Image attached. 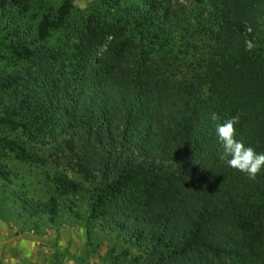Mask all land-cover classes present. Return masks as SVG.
I'll return each instance as SVG.
<instances>
[{
  "label": "trees",
  "instance_id": "1",
  "mask_svg": "<svg viewBox=\"0 0 264 264\" xmlns=\"http://www.w3.org/2000/svg\"><path fill=\"white\" fill-rule=\"evenodd\" d=\"M31 1L0 0V59L15 64L0 76V128L20 132L0 149L44 166L54 143L64 169L38 198L0 163V221L57 224L58 197L83 192L89 225L142 264H264V168L228 166L216 131L239 115L236 139L264 153V0H105L110 16L55 42L71 1L39 18Z\"/></svg>",
  "mask_w": 264,
  "mask_h": 264
},
{
  "label": "rangeland",
  "instance_id": "2",
  "mask_svg": "<svg viewBox=\"0 0 264 264\" xmlns=\"http://www.w3.org/2000/svg\"><path fill=\"white\" fill-rule=\"evenodd\" d=\"M66 0H32L31 14L39 18L42 14L55 13L59 6ZM73 6L71 11V27L55 34L52 42L64 40L67 35H73L74 31L80 28L82 20L89 14H107V5L105 0H70ZM169 3L171 7L185 6L187 9H194L195 0H163ZM139 3L141 0H125L126 5L130 3ZM125 4H122V7ZM125 8V7H123ZM120 14V13H119ZM137 33V31L135 32ZM15 69V64L5 59H0V76ZM20 135L11 132L8 129L0 128V138L8 136L13 139ZM19 137V136H18ZM54 143H48L43 147L47 163L44 166H35L23 164L15 157L0 149V163H3L18 174L15 178L14 188L18 191L25 190L30 196L45 197V191L52 189V174L56 170L64 169L63 160L56 159L54 154ZM40 146H38L39 148ZM51 155V157H50ZM68 177L79 183L82 188L88 189L91 185L69 171ZM3 183L0 181V186ZM23 184V185H22ZM61 206V219L57 224L50 223L47 218H33L23 222L11 221L8 224L20 225L24 231L37 228L58 230L64 228L68 232V241L66 247L60 252L54 254L53 259L48 264H142L137 261L139 252L126 244H122L116 239L114 234H106L100 231L99 225H89L87 198L83 192L78 194H69L58 197ZM37 226H36V225ZM88 227V228H87ZM30 228V229H29ZM46 232V233H47ZM71 232V233H70ZM146 264V263H144Z\"/></svg>",
  "mask_w": 264,
  "mask_h": 264
},
{
  "label": "crops",
  "instance_id": "3",
  "mask_svg": "<svg viewBox=\"0 0 264 264\" xmlns=\"http://www.w3.org/2000/svg\"><path fill=\"white\" fill-rule=\"evenodd\" d=\"M68 234L59 228L37 235L0 221V264H48L56 252L64 250Z\"/></svg>",
  "mask_w": 264,
  "mask_h": 264
},
{
  "label": "clouds",
  "instance_id": "4",
  "mask_svg": "<svg viewBox=\"0 0 264 264\" xmlns=\"http://www.w3.org/2000/svg\"><path fill=\"white\" fill-rule=\"evenodd\" d=\"M212 120H218L216 113H212ZM239 123V115L225 120L218 124L216 131L218 139L223 147L221 159L225 160L228 166L248 174L255 178L264 168V153H257L251 146L236 139V125Z\"/></svg>",
  "mask_w": 264,
  "mask_h": 264
}]
</instances>
